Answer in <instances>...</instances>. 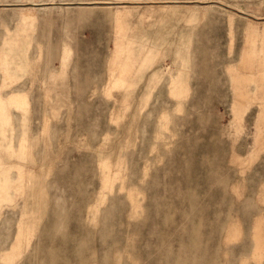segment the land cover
Returning a JSON list of instances; mask_svg holds the SVG:
<instances>
[{
	"label": "rangeland",
	"instance_id": "rangeland-1",
	"mask_svg": "<svg viewBox=\"0 0 264 264\" xmlns=\"http://www.w3.org/2000/svg\"><path fill=\"white\" fill-rule=\"evenodd\" d=\"M0 264H264V0H0Z\"/></svg>",
	"mask_w": 264,
	"mask_h": 264
},
{
	"label": "crops",
	"instance_id": "crops-1",
	"mask_svg": "<svg viewBox=\"0 0 264 264\" xmlns=\"http://www.w3.org/2000/svg\"><path fill=\"white\" fill-rule=\"evenodd\" d=\"M167 1L176 2V3H187V2L194 1V0H167Z\"/></svg>",
	"mask_w": 264,
	"mask_h": 264
},
{
	"label": "bare ground",
	"instance_id": "bare-ground-1",
	"mask_svg": "<svg viewBox=\"0 0 264 264\" xmlns=\"http://www.w3.org/2000/svg\"><path fill=\"white\" fill-rule=\"evenodd\" d=\"M55 5V3H52V5ZM66 5H70V4H66ZM77 5H79V6H82V5H80V4H77ZM123 5V4H122ZM33 6H35V5H33ZM71 6V5H70ZM73 6V5H72ZM86 6H89V5H86ZM3 7H7L6 5H4ZM38 7H40V6H38Z\"/></svg>",
	"mask_w": 264,
	"mask_h": 264
}]
</instances>
